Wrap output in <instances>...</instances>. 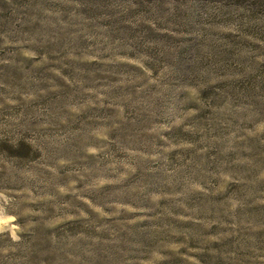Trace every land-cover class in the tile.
<instances>
[{"label": "rangeland", "instance_id": "374dc122", "mask_svg": "<svg viewBox=\"0 0 264 264\" xmlns=\"http://www.w3.org/2000/svg\"><path fill=\"white\" fill-rule=\"evenodd\" d=\"M0 193V264H264V0H0Z\"/></svg>", "mask_w": 264, "mask_h": 264}, {"label": "clouds", "instance_id": "9594fccd", "mask_svg": "<svg viewBox=\"0 0 264 264\" xmlns=\"http://www.w3.org/2000/svg\"><path fill=\"white\" fill-rule=\"evenodd\" d=\"M0 196H3V194L0 193ZM3 230H4L3 228H0V231H3ZM12 238H13V239H17V237L15 236V234H13Z\"/></svg>", "mask_w": 264, "mask_h": 264}]
</instances>
